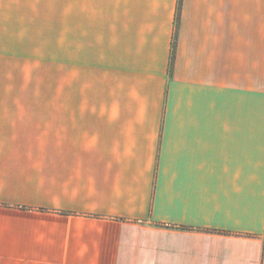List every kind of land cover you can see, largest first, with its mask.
Here are the masks:
<instances>
[{
	"label": "crops",
	"instance_id": "1",
	"mask_svg": "<svg viewBox=\"0 0 264 264\" xmlns=\"http://www.w3.org/2000/svg\"><path fill=\"white\" fill-rule=\"evenodd\" d=\"M8 42L68 98L0 47V264H264V0H0Z\"/></svg>",
	"mask_w": 264,
	"mask_h": 264
},
{
	"label": "rangeland",
	"instance_id": "2",
	"mask_svg": "<svg viewBox=\"0 0 264 264\" xmlns=\"http://www.w3.org/2000/svg\"><path fill=\"white\" fill-rule=\"evenodd\" d=\"M0 47L10 57L22 58L26 82L34 74L39 97L68 98V42H8Z\"/></svg>",
	"mask_w": 264,
	"mask_h": 264
}]
</instances>
